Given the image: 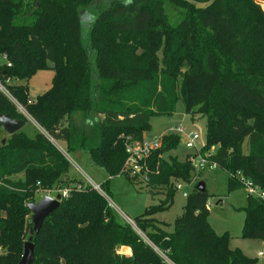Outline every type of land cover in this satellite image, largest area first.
Instances as JSON below:
<instances>
[{
  "label": "trees",
  "instance_id": "trees-1",
  "mask_svg": "<svg viewBox=\"0 0 264 264\" xmlns=\"http://www.w3.org/2000/svg\"><path fill=\"white\" fill-rule=\"evenodd\" d=\"M98 1L0 0V79L12 80V97L68 154H87L109 178L126 173L127 139L142 141L151 118L173 115L179 100L191 118L206 119L205 144L185 161L167 160L180 143L167 135L140 163L149 191L166 195L134 220L144 242L115 220L100 192L68 176L70 162L47 136H9L0 124V264L22 258L33 227L27 204L65 189L32 240V264H254L210 226L207 191L187 197L171 232L152 217L171 205L174 183H192L198 154L212 150L231 191L244 178L264 192V0H108L103 11L87 8ZM50 65L51 87L30 100L25 83ZM0 115L28 122L2 93ZM241 211L243 237L264 240V200L248 196Z\"/></svg>",
  "mask_w": 264,
  "mask_h": 264
},
{
  "label": "rangeland",
  "instance_id": "rangeland-1",
  "mask_svg": "<svg viewBox=\"0 0 264 264\" xmlns=\"http://www.w3.org/2000/svg\"><path fill=\"white\" fill-rule=\"evenodd\" d=\"M108 0H100L94 5H89L87 8L92 12H100L109 7ZM203 6V5H199ZM95 8V9H93ZM94 10V11H93ZM175 18L170 21V25H175L177 22ZM162 52L157 56L161 59ZM122 57V56H121ZM5 61L0 57V64ZM54 72L52 65L49 69L39 71L27 83L30 100H35L38 96L44 94L51 87ZM94 82L98 81L97 73L92 75ZM27 119L25 127L22 129L28 136H34L36 131L47 136L52 145L57 148L63 156L70 162L72 168L68 176H78L90 180L94 184L101 186L105 184L108 189L103 190L108 204L112 207L115 220L120 224L128 223L126 217L133 221L130 226L139 234L143 241L149 239L142 233L134 223V220L141 216L146 209L153 206L164 204L166 195L162 192L153 194L149 191L146 184L141 181L140 177L135 178L130 175L129 179L125 174L129 173L124 170V175L114 178H109L107 173L96 166L87 154L78 152H66V146L62 142L54 141L31 116H28L24 110L18 109ZM181 126L185 134H180V143L176 150L164 154V159L175 157L179 161H185L189 156L195 153L194 149H187L185 147L186 135L192 131H196L200 135V142L198 147L201 148L205 144L206 139V119L199 114L191 118L185 112V106L182 100H179L176 106V111L171 116H153L150 120V131L145 135L148 141H153L155 138L167 133L171 128ZM144 137V138H145ZM244 151L247 152V147L244 146ZM76 176V177H77ZM140 179V180H139ZM203 182L206 185L208 194V205L210 214L208 222L212 229L218 235L227 234L229 238V246L231 249L239 250L244 256L251 259L254 264H264V258L258 257V252L261 250L262 241L256 238L243 237L244 212L241 211L248 199V193L245 187L229 189V175L226 170L222 168H203L195 170L192 183L180 182L181 189H177V184L174 183L175 193L173 201L169 207L161 210L153 215V219L164 224L163 228L166 231H172L175 222L182 218L183 210L188 202V197L192 195L198 185ZM45 196H56L54 193H39L38 199L41 200ZM126 216V217H125ZM127 250V251H126ZM120 253L129 254V249L122 248ZM160 254V251H156Z\"/></svg>",
  "mask_w": 264,
  "mask_h": 264
},
{
  "label": "built area",
  "instance_id": "built-area-1",
  "mask_svg": "<svg viewBox=\"0 0 264 264\" xmlns=\"http://www.w3.org/2000/svg\"><path fill=\"white\" fill-rule=\"evenodd\" d=\"M262 7L264 9V2L262 3ZM0 57L5 61V63L7 62L5 55H0ZM1 65L3 64H0V66ZM7 66L10 67L11 64L7 63ZM9 85H12L11 79L8 78L5 81H2L0 79V93L5 95L12 103H14L17 109H21L25 111V109L10 94L8 90ZM19 112L22 113L21 111ZM180 134H185V133H184L183 127L178 126L175 128H171L170 130H168L167 133L163 134L162 136L158 138H155L153 141H148L146 137L142 141H132L131 139H127V144H126L127 159L125 162L126 171H128L133 177H140V178L145 179V177L142 176V167L140 163L143 162L145 159H147L151 155L152 152L161 148L164 136H167V135H178L179 136ZM199 142H200L199 133H197L196 131H192L191 133L186 135L185 147L187 149H194L195 152L199 153L200 149L203 147V146H201V148L198 147ZM213 155H214L213 150L207 153L206 156L198 154V156L194 159V163H193L196 171L199 169H203V168H210V169L217 168V165L209 160V158ZM87 182L91 186H93L95 190L100 192L102 195H105L102 189L100 188V186L94 184L90 180H88ZM241 182L243 184V187L246 188V191L250 197L264 200V192L261 191L256 185H254L250 180H246L243 178L241 179ZM177 189L179 190L181 189L180 184L177 186ZM68 193H69V190L65 189L63 191H57L54 194L55 195L61 194L63 198H66L68 196ZM47 194H51V193L48 192ZM184 195L185 197H188L187 194H184ZM126 221L128 222V224H133V221H131L127 217H126ZM154 249L155 251H158V248L155 247ZM0 254H1V250H0ZM258 257L264 258V244L261 250L258 252ZM168 262L172 264L170 261Z\"/></svg>",
  "mask_w": 264,
  "mask_h": 264
},
{
  "label": "water",
  "instance_id": "water-1",
  "mask_svg": "<svg viewBox=\"0 0 264 264\" xmlns=\"http://www.w3.org/2000/svg\"><path fill=\"white\" fill-rule=\"evenodd\" d=\"M0 124L3 131L7 135L12 136L20 132L25 127L26 122L24 120H15L9 115H0ZM5 142L6 140L4 139L2 144ZM196 189L198 192H205L206 185L200 182ZM61 200L62 195L57 194L55 197L45 196L37 203L27 204V209L32 214L33 227L30 229L29 241L24 245L23 255L18 264H32L34 262V244L32 240L40 233L45 220L59 209Z\"/></svg>",
  "mask_w": 264,
  "mask_h": 264
},
{
  "label": "crops",
  "instance_id": "crops-1",
  "mask_svg": "<svg viewBox=\"0 0 264 264\" xmlns=\"http://www.w3.org/2000/svg\"><path fill=\"white\" fill-rule=\"evenodd\" d=\"M263 244H264V240L262 241V246H263ZM262 246H261V248H262ZM261 248H260V249H261ZM259 251H260V250H259Z\"/></svg>",
  "mask_w": 264,
  "mask_h": 264
}]
</instances>
